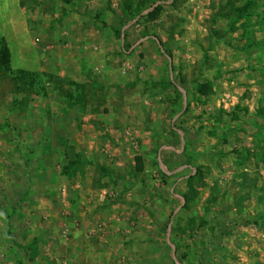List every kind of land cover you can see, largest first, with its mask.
<instances>
[{
	"label": "rangeland",
	"instance_id": "rangeland-1",
	"mask_svg": "<svg viewBox=\"0 0 264 264\" xmlns=\"http://www.w3.org/2000/svg\"><path fill=\"white\" fill-rule=\"evenodd\" d=\"M79 5L0 0V264H264V0ZM193 92L213 114L171 174L150 116L173 141Z\"/></svg>",
	"mask_w": 264,
	"mask_h": 264
},
{
	"label": "crops",
	"instance_id": "crops-1",
	"mask_svg": "<svg viewBox=\"0 0 264 264\" xmlns=\"http://www.w3.org/2000/svg\"><path fill=\"white\" fill-rule=\"evenodd\" d=\"M76 1L80 4L79 6L82 7V10L87 9V13L89 14V15H85L86 13H84L81 9H80V11L72 12L73 13L72 15L74 17L78 16L81 20H83V22L95 21V19H94L95 17L93 15L92 11L95 9L99 10V9L103 8V2H104V0H91V1L76 0ZM112 40H113V43H114V41L116 42V39L109 38V43H110V41L112 42ZM100 41L104 42L103 39H100ZM150 41H152V40H149L148 38H146L145 40H143V45L145 46L147 44H150L151 43ZM93 47L96 50L98 49L99 52H101L102 48H100L99 46L94 45ZM149 49L150 48L147 45L144 47L143 50L145 52H147V54H149ZM190 64H192V63H190ZM125 65H124L123 70H120L123 72V74L130 72L129 68H127ZM174 66L175 67L179 66L178 71H180V70L182 71V68H183L182 65H180V64L177 65L174 63ZM103 67H104V65L101 66L102 69H103ZM95 68H96V70L100 69L97 66H95ZM203 82H205V81H202L201 83H203ZM206 83H208V82H206ZM183 93H184V91H183ZM193 94L196 96L190 97V99L186 100V102L182 103V100H181V104L185 105L187 102L189 103L190 112L187 115L184 113L180 114L175 118L176 119L175 121L179 120L181 122L182 121L184 122V120H185V123L182 126L183 129H180V127L179 128L175 127V130L177 133H175V135H176L175 138H171L173 141H171L169 139L167 140V138H166V137H169L168 135H169V132L171 131V129L169 128V125L167 124V122L164 121V116L162 115V113L154 111L152 113V115L150 116V123L148 124L147 134L157 136L158 137L156 140L157 144H159V145L163 144L160 148V151H159L158 162H159V165H161V168L165 167V169H167V170H172L171 174H176V172H178L180 169H182L183 166L177 167V164H179V163L181 164V162L183 161L184 149L190 150V152H192V153L193 152H200V150H202L201 145H200V141H201L202 137H204V131L207 130L206 129V118L213 114L212 110H214V103L212 104V102H213L212 98L207 97V95L197 93V92H195V93L193 92ZM107 121H109V119L104 120V122H107ZM177 129H178V131H177ZM113 130H114L113 127L107 128V131H109V132H113ZM187 136H188V139H187ZM196 136H197L198 142L192 140ZM165 144H167V145H165ZM172 144L176 148H173ZM147 146H148V150H146L147 154L143 155V157L150 164V162L153 161V159H152L153 158L152 148H157L158 146L156 147V145H154V144L151 145V142L150 143L148 142Z\"/></svg>",
	"mask_w": 264,
	"mask_h": 264
},
{
	"label": "trees",
	"instance_id": "trees-1",
	"mask_svg": "<svg viewBox=\"0 0 264 264\" xmlns=\"http://www.w3.org/2000/svg\"><path fill=\"white\" fill-rule=\"evenodd\" d=\"M156 14L152 15V17H155ZM161 46L162 44L159 43ZM10 73L13 74L12 68H11V52L9 48L2 43H0V74H6ZM24 75L25 73H20ZM139 163L142 162V159H138Z\"/></svg>",
	"mask_w": 264,
	"mask_h": 264
},
{
	"label": "built area",
	"instance_id": "built-area-1",
	"mask_svg": "<svg viewBox=\"0 0 264 264\" xmlns=\"http://www.w3.org/2000/svg\"><path fill=\"white\" fill-rule=\"evenodd\" d=\"M125 66H126L127 68H129V69H130V66H129V64H126Z\"/></svg>",
	"mask_w": 264,
	"mask_h": 264
}]
</instances>
